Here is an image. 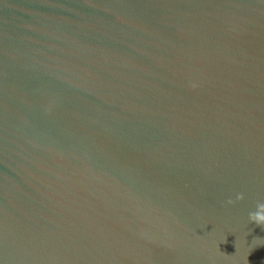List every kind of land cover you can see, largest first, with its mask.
I'll return each instance as SVG.
<instances>
[{
  "label": "water",
  "instance_id": "1",
  "mask_svg": "<svg viewBox=\"0 0 264 264\" xmlns=\"http://www.w3.org/2000/svg\"><path fill=\"white\" fill-rule=\"evenodd\" d=\"M258 202L264 0H0V264H264Z\"/></svg>",
  "mask_w": 264,
  "mask_h": 264
},
{
  "label": "clouds",
  "instance_id": "2",
  "mask_svg": "<svg viewBox=\"0 0 264 264\" xmlns=\"http://www.w3.org/2000/svg\"><path fill=\"white\" fill-rule=\"evenodd\" d=\"M243 199V194H238L236 197V201H240ZM229 204H232L233 201L229 200ZM249 222L255 224L259 227H264V202H258L256 205V211L250 212L248 216Z\"/></svg>",
  "mask_w": 264,
  "mask_h": 264
}]
</instances>
